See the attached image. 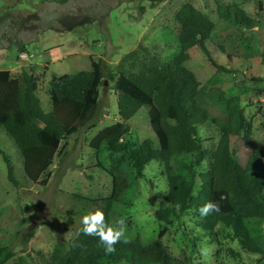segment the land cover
Returning a JSON list of instances; mask_svg holds the SVG:
<instances>
[{"label": "trees", "instance_id": "obj_1", "mask_svg": "<svg viewBox=\"0 0 264 264\" xmlns=\"http://www.w3.org/2000/svg\"><path fill=\"white\" fill-rule=\"evenodd\" d=\"M56 1L66 4L70 0ZM217 10L220 18L230 24L244 28L256 24L237 2L219 4ZM174 19L180 51L172 60L152 55L148 47L140 45L122 58L115 71L103 60H92L91 70L54 75L50 81L49 112L36 94L40 81L33 69L22 70L19 76L0 69V129L4 128L17 146L29 180L45 185L41 178L53 165L61 143L82 128L97 127L100 86L110 79L115 82L120 120L101 129L90 146L98 152L105 146L111 156L117 154L109 170L113 191L106 199L78 196L80 208L105 201L107 217L108 209L115 202L127 200L136 179L145 178L148 167L157 162L163 168L168 189L155 212L156 218L173 224L187 213L198 216L194 227L181 225L191 249L188 256L172 255L163 242L166 229L151 243L140 238L128 240L106 254L98 238L84 235L80 227L69 247L64 243L55 245L47 264H194L193 240L220 242L225 229L232 231V237L244 249L261 255L255 264H264V245L257 239L255 225L264 223V149L251 142L253 124L239 106V97L225 98L219 90L203 92L195 73L185 66L191 58L190 50L200 47L214 66L233 73L213 57L210 43L216 23L192 2L184 3ZM142 107L148 108L156 140L147 138L133 145L128 139V121ZM207 125L218 130V139L210 146L205 145L200 134V127ZM0 154L7 164L9 180L19 186L9 156L1 148ZM224 196L227 198L221 199ZM207 201L218 203L221 211L202 217L198 209ZM36 229L25 234L24 245L34 237ZM228 252L237 256L232 248ZM15 257L12 244L0 246V264Z\"/></svg>", "mask_w": 264, "mask_h": 264}, {"label": "rangeland", "instance_id": "obj_2", "mask_svg": "<svg viewBox=\"0 0 264 264\" xmlns=\"http://www.w3.org/2000/svg\"><path fill=\"white\" fill-rule=\"evenodd\" d=\"M186 2H192L216 23L210 43L213 57L233 73L214 66L200 47L190 50L191 58L185 66L195 73L203 92L219 90L225 98L239 97V106L253 124L251 142L264 149V0L261 5L255 0H70L66 4L56 0H0V69H9L17 76L22 70L33 69L40 81L36 94L49 112L54 75L91 70L92 60H103L115 71L122 58L140 45L148 47L152 55L172 60L180 51L174 15ZM233 2L256 20L252 28L220 18L217 6ZM119 120L115 82L105 79L100 86L97 127L82 128L61 143L53 165L41 178L45 185L25 176L17 146L5 129H0V148L9 156L20 183L16 186L9 180L7 164L0 154V246L12 244L16 251V257L7 264L20 260L47 264L56 244L70 246L85 214L97 209L104 212L105 201L82 209L78 196L95 200L111 196L114 182L109 170L117 154L111 156L105 146L98 152L90 142L101 129ZM128 123V139L133 145L147 138L156 140L147 107ZM200 134L206 146L218 139V130L211 125L200 127ZM167 189L163 168L152 163L146 177L136 179L127 200L115 202L108 209L106 222L113 225L123 218L127 239L140 238L144 243L155 241L166 229L163 242L172 255L188 256L191 249L181 225L194 227L198 216L187 213L173 224L160 222L155 212ZM255 225L257 239L264 245V223ZM34 228V237L24 245L25 234ZM232 235L225 229L220 242L193 240V263L201 259L199 247L206 241L215 246L211 264H255L261 255L244 249ZM231 248L237 252L236 257L229 254Z\"/></svg>", "mask_w": 264, "mask_h": 264}, {"label": "clouds", "instance_id": "obj_3", "mask_svg": "<svg viewBox=\"0 0 264 264\" xmlns=\"http://www.w3.org/2000/svg\"><path fill=\"white\" fill-rule=\"evenodd\" d=\"M195 196L196 193L194 192ZM227 197H221L226 199ZM202 217H206L212 213H219L221 211L220 205L214 201H207L198 209ZM82 227L80 232L84 235L94 236L98 238L99 246L104 248L106 254L113 253L115 245L118 243H129L126 236V221L121 218L113 225L106 222L105 213L97 209L93 212L85 214L80 221ZM214 245L208 244L206 241L199 247L200 260L194 261V264H211V258L214 253Z\"/></svg>", "mask_w": 264, "mask_h": 264}, {"label": "water", "instance_id": "obj_4", "mask_svg": "<svg viewBox=\"0 0 264 264\" xmlns=\"http://www.w3.org/2000/svg\"><path fill=\"white\" fill-rule=\"evenodd\" d=\"M260 5H261V2H260Z\"/></svg>", "mask_w": 264, "mask_h": 264}]
</instances>
